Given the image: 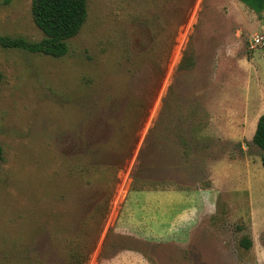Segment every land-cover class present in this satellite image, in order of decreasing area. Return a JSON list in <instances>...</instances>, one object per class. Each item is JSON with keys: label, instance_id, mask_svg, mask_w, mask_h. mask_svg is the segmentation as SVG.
<instances>
[{"label": "rangeland", "instance_id": "1", "mask_svg": "<svg viewBox=\"0 0 264 264\" xmlns=\"http://www.w3.org/2000/svg\"><path fill=\"white\" fill-rule=\"evenodd\" d=\"M32 3L0 0V34L42 39ZM87 4L62 57L0 44V264H264V19ZM151 190L196 193L189 241L182 203L161 234L125 224Z\"/></svg>", "mask_w": 264, "mask_h": 264}, {"label": "trees", "instance_id": "2", "mask_svg": "<svg viewBox=\"0 0 264 264\" xmlns=\"http://www.w3.org/2000/svg\"><path fill=\"white\" fill-rule=\"evenodd\" d=\"M264 19V0H241ZM32 14L36 25L44 32L40 40H29L22 36L0 34V44L4 47L19 48L29 52L62 57L69 51L68 40L76 36L88 16L87 0H33ZM2 73L0 72V83ZM253 142L262 150L261 161L264 167V113L259 116ZM3 148L0 144V163ZM242 243L249 248L250 239Z\"/></svg>", "mask_w": 264, "mask_h": 264}, {"label": "crops", "instance_id": "3", "mask_svg": "<svg viewBox=\"0 0 264 264\" xmlns=\"http://www.w3.org/2000/svg\"><path fill=\"white\" fill-rule=\"evenodd\" d=\"M144 193H139L138 197L137 209L140 211V214L134 216V212L131 211L130 217H128V221L125 224L128 222H132L131 224L133 225L140 224L143 229L148 230L146 235L152 234L153 231L161 234L163 229L166 230L164 223L167 221V214L171 211V208L179 205L178 203H182L180 218L181 220L184 219V221L181 224H184L185 228L188 229L189 237L187 241H189L193 232L192 230L196 226L193 223L194 220L192 217L197 211L196 193L184 191L178 194L176 191L151 190L150 193H147L146 200L143 201L142 196ZM184 204L186 206H183ZM121 226H124V224ZM126 228L129 227L126 226Z\"/></svg>", "mask_w": 264, "mask_h": 264}, {"label": "built area", "instance_id": "4", "mask_svg": "<svg viewBox=\"0 0 264 264\" xmlns=\"http://www.w3.org/2000/svg\"><path fill=\"white\" fill-rule=\"evenodd\" d=\"M264 40V36H256L255 39L253 40V44H259Z\"/></svg>", "mask_w": 264, "mask_h": 264}]
</instances>
